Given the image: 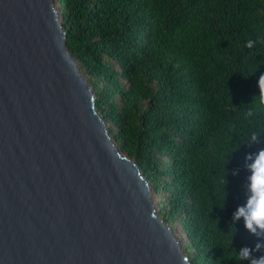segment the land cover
Wrapping results in <instances>:
<instances>
[{
	"label": "trees",
	"instance_id": "16d2710c",
	"mask_svg": "<svg viewBox=\"0 0 264 264\" xmlns=\"http://www.w3.org/2000/svg\"><path fill=\"white\" fill-rule=\"evenodd\" d=\"M56 2L96 109L191 264H248L236 254L257 238L232 216L246 154L264 147V107L246 116L264 73V0Z\"/></svg>",
	"mask_w": 264,
	"mask_h": 264
},
{
	"label": "water",
	"instance_id": "95a60500",
	"mask_svg": "<svg viewBox=\"0 0 264 264\" xmlns=\"http://www.w3.org/2000/svg\"><path fill=\"white\" fill-rule=\"evenodd\" d=\"M56 0H0V264H191L65 47Z\"/></svg>",
	"mask_w": 264,
	"mask_h": 264
},
{
	"label": "clouds",
	"instance_id": "9594fccd",
	"mask_svg": "<svg viewBox=\"0 0 264 264\" xmlns=\"http://www.w3.org/2000/svg\"><path fill=\"white\" fill-rule=\"evenodd\" d=\"M257 42V40L249 39L246 42V47L253 48ZM257 87L259 89L258 104L247 111V117H254L257 108L264 107V73L259 76ZM257 143H260L259 135H251L248 145ZM245 159V168L250 173L242 186L245 201L238 205L233 212L232 222L235 224L242 219L244 228L257 239L254 247L242 246L235 258L248 261V264H264V147L247 153ZM238 173L239 169L233 171V175ZM254 252H261V255L257 257L253 255Z\"/></svg>",
	"mask_w": 264,
	"mask_h": 264
},
{
	"label": "rangeland",
	"instance_id": "374dc122",
	"mask_svg": "<svg viewBox=\"0 0 264 264\" xmlns=\"http://www.w3.org/2000/svg\"><path fill=\"white\" fill-rule=\"evenodd\" d=\"M55 4H56V2H55ZM173 231L175 232L178 240L181 241L183 239V237H182V234L179 232V230L177 229L176 226H173Z\"/></svg>",
	"mask_w": 264,
	"mask_h": 264
}]
</instances>
